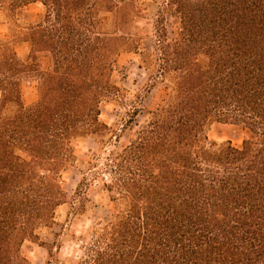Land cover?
<instances>
[{"label": "trees", "instance_id": "trees-1", "mask_svg": "<svg viewBox=\"0 0 264 264\" xmlns=\"http://www.w3.org/2000/svg\"><path fill=\"white\" fill-rule=\"evenodd\" d=\"M33 3L42 16L0 39V264H31L27 241L53 263L42 231L70 200L77 213L92 202L85 175L74 199L63 177L79 160L74 142L108 129L102 103L125 97L115 79L124 53L139 54L164 93L135 139L107 156L113 216L77 239L78 258L56 261L264 264V0H165L154 50L132 32L138 0H0V15ZM168 16L180 21L174 38ZM24 43L22 57L16 45ZM30 78L39 97L27 105ZM139 114L135 106L129 123ZM214 123L249 136L210 144ZM99 159L92 155L90 169Z\"/></svg>", "mask_w": 264, "mask_h": 264}, {"label": "rangeland", "instance_id": "rangeland-1", "mask_svg": "<svg viewBox=\"0 0 264 264\" xmlns=\"http://www.w3.org/2000/svg\"><path fill=\"white\" fill-rule=\"evenodd\" d=\"M138 6L142 13L134 18L132 32L144 38L143 47L154 50L157 41L156 21L159 19L165 0H138ZM44 11L41 3L30 4L18 13L0 15V39L11 37L21 32L26 23L39 19ZM179 19L168 16L167 30L170 38L176 37L179 27ZM17 52L25 57L30 53V44L16 45ZM140 55L136 53H124L116 62L115 79L125 97L115 98L116 100L104 101L101 105V120L108 125L101 137H90L74 142V148L79 158L64 174V187L68 196L74 199L75 192L84 175L87 177L89 198L92 202L87 204L84 213H77L72 209V201L62 205L58 209L57 223L42 231V239L49 242L53 248V263L65 260L68 257L73 259L81 255L78 247L79 237L87 234L94 221L100 217L110 218L114 214V205L110 202L109 195L104 188L103 181L109 182L113 177L110 166L107 165V156L111 150H119L135 139L139 126L149 118V111L153 110L160 103L163 95V86L157 85L152 88L153 81L149 80L146 70L139 67ZM201 63L207 65V58L200 56ZM42 65L48 68L50 61L42 58ZM39 80L30 78L24 82L23 100L29 105L38 100ZM1 97V93H0ZM135 106L140 109L136 120L130 124L129 121L135 111ZM11 107L5 109L9 113ZM210 144H221L225 141H232L235 145L242 144L249 136V132L241 126L234 124L214 123L209 130ZM93 154L100 159L97 167L90 169L88 163ZM24 254L29 258L31 264H47L50 256L47 249L38 243L27 241L23 246Z\"/></svg>", "mask_w": 264, "mask_h": 264}]
</instances>
